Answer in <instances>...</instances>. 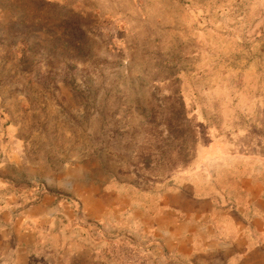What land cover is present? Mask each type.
<instances>
[{
    "label": "rangeland",
    "instance_id": "obj_1",
    "mask_svg": "<svg viewBox=\"0 0 264 264\" xmlns=\"http://www.w3.org/2000/svg\"><path fill=\"white\" fill-rule=\"evenodd\" d=\"M58 1L0 0V264H264V0Z\"/></svg>",
    "mask_w": 264,
    "mask_h": 264
},
{
    "label": "crops",
    "instance_id": "obj_2",
    "mask_svg": "<svg viewBox=\"0 0 264 264\" xmlns=\"http://www.w3.org/2000/svg\"><path fill=\"white\" fill-rule=\"evenodd\" d=\"M81 1H83V2H80V3H83V4H86V3H89V1L90 0H81ZM96 1V3L98 2L97 0H95ZM103 1V3H115V4H119V3H125V4H127L128 3V1H124V0H102ZM58 2H60L61 4H67L65 1H61V0H59ZM129 2H131V3H133L134 1L133 0H131V1H129ZM135 3V2H134ZM133 3V4H134ZM96 9H87V14H89V13H97L96 11H95ZM98 14V13H97ZM104 21H106V19H104ZM99 27V26H98ZM97 27V28H98ZM116 29H118V28H116ZM143 46V45H142ZM144 47V46H143ZM144 49V48H143ZM144 51V50H143ZM147 53H149V49L147 50H145ZM153 53H154V51H152ZM157 52H159V50H157ZM154 61H152L151 62V65H150V62H149V64H148V67L146 66V65H143L142 66V69H143V71H142V76L143 77H146V74H145V70L146 69H148V71H149V74H148V77L149 78H151V73H150V70L152 69V68H154ZM151 68V69H150ZM96 198H98V196H96ZM81 203H82V199H81ZM84 204V203H83ZM99 205H101V203H99ZM103 206L105 207V209H106V213H108V212H111L110 210L112 209V207L114 206V203H111V205H109L108 207L106 206V204H103ZM95 211V215H94V220H96V221H98V220H101L102 219V217H101V212L103 211H101V209L100 208H97V209H95L94 210ZM116 212H119L117 209L115 210V213ZM83 213H87V210L85 209H83ZM109 214H111V213H109ZM109 226H111V224H109ZM113 226H111V228H112Z\"/></svg>",
    "mask_w": 264,
    "mask_h": 264
}]
</instances>
